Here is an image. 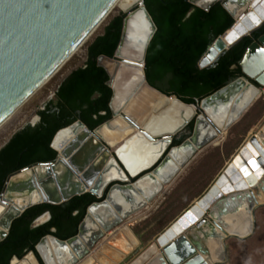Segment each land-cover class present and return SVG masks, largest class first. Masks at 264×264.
<instances>
[{"label": "water", "instance_id": "95a60500", "mask_svg": "<svg viewBox=\"0 0 264 264\" xmlns=\"http://www.w3.org/2000/svg\"><path fill=\"white\" fill-rule=\"evenodd\" d=\"M115 1L0 0V127L60 70L106 17ZM188 3L205 12L220 4L234 20L232 27L222 36L228 41V46L220 51L210 64L202 66V60L222 37L217 38L200 60V69L216 67L225 52L241 40L258 35L252 38L253 43L238 63L243 76L203 99L199 105H194L200 112L207 114V119L198 114L190 123L193 124L191 136L181 145L173 146L175 137L159 138L145 134L147 139L153 142L165 141L168 146L158 163L133 176L99 134L119 115V112L115 111V102L120 97L112 85V75L106 63L115 61L120 53L130 47L134 54H141L143 82L149 90L165 99L175 98L185 106H192L176 97L161 93L147 82V52L157 27L145 7V0H142L141 11L146 25L135 27L129 22L128 16L123 15L122 35L114 56H101L97 60L98 67L103 68L109 76L107 85L112 90L109 104L111 119L94 131H90L78 119L55 135L51 143V148L57 152L54 161L35 164L8 178L0 205L15 203L13 198L9 199L10 195H22L29 199L37 196L39 200L21 209H11L2 219L0 215V226L4 228L0 230V243L9 237L14 222L31 208L43 204L58 206L75 197L91 194L102 201L88 208L77 235L67 241L47 236L36 247L37 252L43 264H55V258L58 264H80L97 254L102 258L100 252L109 248L115 239L123 237L126 233L125 240L131 244L136 241L135 245L138 246L131 248L117 264L123 263L127 256L140 246V238L136 237L129 227H124V222L146 208L147 204H151L162 192L163 185H168L174 180L179 171L175 163L184 169L199 152L217 141L222 132L227 133L237 125L255 105V98L264 90V34L260 32L264 26V3L257 7L254 0H188ZM127 90L129 93L121 96L122 107L125 109L138 95L139 84H134ZM39 121L40 117L36 123L27 127L35 126ZM25 128L16 132L0 151ZM67 129L75 132V137L59 152L54 148V142L57 136ZM251 142L262 148L264 155V125L258 129L257 135L251 138ZM241 147L231 158L232 163L228 164L217 178L215 185L200 198L198 205L204 208V212L198 211L196 205L185 210L164 235L157 237V243L160 245L164 236L176 234L170 242H163L164 246H160L161 250L157 256L151 259L152 253L148 252L154 246L148 250L146 247L128 264H222L227 261L226 241L246 240L252 236L255 230V212L264 207V178L258 186L257 181L251 180L249 184L256 188L254 190L246 186L242 173L248 170V164L243 160V153L249 150ZM249 156L256 165L257 158L251 151ZM59 165L64 167L62 174L56 171ZM113 168L119 172L121 179L106 181L105 175ZM32 170L36 171L35 177L19 178ZM167 170H170L168 174ZM229 174L233 176L234 181L230 179ZM263 176L262 172L260 177ZM247 177H250V174H247ZM158 179L162 183L156 185L155 190L149 194L146 195L140 188L141 183H156ZM218 184L224 186L222 189L225 193L217 191L213 195ZM231 184L235 187L232 188ZM50 219L51 215L47 213L37 221L36 226H41ZM113 230L118 231L115 236L105 244L101 243L106 238L105 234Z\"/></svg>", "mask_w": 264, "mask_h": 264}, {"label": "trees", "instance_id": "16d2710c", "mask_svg": "<svg viewBox=\"0 0 264 264\" xmlns=\"http://www.w3.org/2000/svg\"><path fill=\"white\" fill-rule=\"evenodd\" d=\"M145 7L157 27L146 58L145 75L151 87L185 104L199 105L203 99L243 76L238 63L253 43L252 38L258 35L241 40L225 52L216 67H198L215 40L234 24L220 4L209 12L190 5L188 0H145ZM123 20L124 16L119 14L110 21L103 34L88 46L85 65L64 80L55 93V101L49 102L38 113L40 121L17 133L0 151V198L11 175L57 158L51 143L59 131L78 119L94 131L111 119L109 76L98 67L97 60L101 56H114L120 43ZM260 32L264 34V26ZM224 38L213 46V51L202 60V66H206V62L223 45ZM256 111L258 117H262L264 105L253 106L248 116ZM187 130L191 136L193 124ZM188 136L174 140L173 146L181 145ZM100 201L91 194H84L58 206L43 204L31 208L14 222L9 237L0 243V264H11L14 258L23 259L31 252L43 264L36 249L43 238L53 236L67 241L75 237L88 208ZM47 213L51 219L36 226Z\"/></svg>", "mask_w": 264, "mask_h": 264}, {"label": "bare ground", "instance_id": "6f19581e", "mask_svg": "<svg viewBox=\"0 0 264 264\" xmlns=\"http://www.w3.org/2000/svg\"><path fill=\"white\" fill-rule=\"evenodd\" d=\"M119 1L120 0H116L114 2L113 6L109 10L106 17L97 25V27L91 32V34L79 45V47L75 52H77L83 45H85L87 41L94 35V33L97 31L100 25L110 16V14L112 13L113 9L116 7ZM254 1L257 2L256 7L262 6V4L264 3V0H254ZM141 2L142 0H128L126 1V3L121 5L120 8L121 9L120 13L122 15H127L129 22L135 27L140 25L143 26L146 25V21L141 11ZM253 10L254 8L251 9V11ZM227 46H228V41L224 38L221 51ZM212 51L213 48L211 49L210 52ZM218 54L219 52L216 53V55H214V57L206 64L207 65L210 64ZM140 59H141V54H134V51H132V49L128 47L118 55L115 61H112L110 64L106 63V66L108 67L112 75V85L117 92V96L120 97L115 102V111H118L119 115L111 122L109 127H104L103 130L99 133L102 136V138L106 141V143L110 146L112 151L117 153L118 157L121 159V161L127 167L128 171L133 176L138 175L142 171H145L150 167H152L154 164L158 163L162 154L164 153V151L168 146L165 141L153 142L147 139L146 135L150 134L152 137H159V138L164 136L174 138L179 134H181L182 132H184L187 129L188 125L194 120V118L198 114L202 115L204 118L207 119V114L200 112L197 106L194 105L185 106L180 102H178L175 98L165 99L157 95L155 92L149 90L148 87L143 82V73H142ZM134 84H139V88H140L139 93L134 97V99L128 104V106L125 109L123 108L124 106L122 107L123 99L121 98V96L124 95L125 93L126 94L129 93L127 88L131 87ZM261 93L262 92H260V94L255 98V102L260 99ZM11 119L12 118H10L8 121H10ZM4 125H2L0 129L3 128ZM78 133L80 134L81 131H79ZM225 134L226 132H222V135L218 140L222 139ZM256 135L257 132L256 133L252 132L249 135L248 139H246L245 143L243 144V147L246 149V151L248 150L249 152L251 151L255 155L254 157L257 158L255 160L257 164L254 165L252 163L253 161L252 157L249 156V152L243 153V157H244L243 160L245 161L246 164H248V170L244 173L242 172L241 173L243 179L247 183L246 186L250 190L256 189L255 187L252 188L251 185L249 184L251 180L257 181L258 183L257 186H258L263 181L264 178V176L262 178L260 177V174L262 172L264 173V155L262 152V148H260L258 145L257 147L251 142V138L255 137ZM74 137H75V132L71 131L70 129L64 130L57 136L56 141L54 142V148L57 151L61 152L62 148ZM190 163H188L187 166ZM230 163H232V159L228 164ZM175 164L179 168V171L176 174L174 180H176L183 172V170L187 167L186 166L183 169L180 168L177 163ZM258 165L260 167H258ZM56 171L60 174L64 173L65 170L63 165H59ZM169 171L170 170H167L166 174H168ZM224 171L225 169L223 170V172ZM238 171H240V169H238ZM35 174L36 171L32 170L19 176V178L24 179L27 177L28 178L35 177L36 176ZM247 174L248 175L250 174V177H247ZM116 179H121V175L115 168H113L110 172H108L105 175L106 181H112ZM230 179L234 181L232 175L230 176ZM174 180H172L171 183H169L168 185H163V190L162 192L159 193L156 199L161 194H163L164 190L165 191L167 190V188L170 186V184L173 183ZM215 181L211 187L215 185ZM228 182L231 183L230 180H228ZM161 183L162 182L160 179H158L156 183L145 181L140 184V188H142L144 193L147 195L149 194V192L155 190L156 185H159ZM211 187L203 194V196L211 189ZM231 187L234 188L235 186L231 184ZM222 188H224L223 185L220 184L216 185L213 195L217 191H220L221 193H225ZM213 195L211 196L213 197ZM203 196L201 198H203ZM10 198H13L15 203L9 202L6 205L5 204L0 205V215H2L1 219L11 209L13 208L21 209V207H25V205L30 204L33 201L37 202L39 200V197L37 196H35L32 199H29L22 195H15V196L12 195V197L10 195L9 199ZM199 200L200 198L196 200V202L190 207L196 205L199 208L198 211L204 212V208L198 205ZM147 209H149V204H147L146 208H143L136 214H133L132 218ZM125 226L130 228L129 225H124V227ZM170 226L162 233V235L166 233V231L170 228ZM0 230H4V228L0 226ZM117 232L118 231L113 230L106 233L105 235L113 238ZM125 234L126 233L123 234V237H120L119 239H115L114 244L111 245L109 248L106 249L104 248L103 249L104 251L100 252L103 255L102 258L100 257L101 255L99 256L97 254L88 257L85 261L81 262L80 264H117L130 252L131 248L134 249L138 246V244L135 245L136 241H133L132 244L126 241L124 237ZM172 236L174 237L176 236V234L172 233L170 235L164 236L162 241L159 243L160 245H158L157 243V239L159 238L158 236V238H156L149 246H147V250L150 249L151 246H154L153 249H151L148 252V253H152L151 259L160 253L161 247L164 246L163 242L165 243L170 242ZM12 264H41V263L36 257V255L31 252L23 259L14 258ZM55 264H58L56 258H55Z\"/></svg>", "mask_w": 264, "mask_h": 264}, {"label": "rangeland", "instance_id": "374dc122", "mask_svg": "<svg viewBox=\"0 0 264 264\" xmlns=\"http://www.w3.org/2000/svg\"><path fill=\"white\" fill-rule=\"evenodd\" d=\"M126 1L128 0H120L118 2L107 21L100 25L87 43L75 52L60 70L0 129V149L16 132L38 121V113L49 102L55 101V93L58 86L73 71L85 65L88 46L98 36L103 34L104 29L111 20L121 14V5L126 3ZM221 48L222 46L215 51L208 61L216 53L220 52ZM259 103L264 105L263 91L261 98L255 105ZM257 114L258 111L250 116L247 113L222 139L214 141L205 147L183 170L180 176L170 184L167 190H164L163 194L149 204V209L124 222L123 225H129L133 234L140 238V246L132 254L128 255L121 264H128L162 234L185 210L193 205L196 200L203 196L223 172L231 158L248 139L249 135L252 132L256 133L264 125V114L262 117H258L259 115ZM188 135L189 131L186 129L176 136L174 140L184 139ZM110 239L112 238L106 236L101 243L104 242L105 244ZM226 249L227 261L222 264H264V207L258 208L255 212V230L252 236L246 240L230 239L226 241Z\"/></svg>", "mask_w": 264, "mask_h": 264}, {"label": "built area", "instance_id": "2783aa9c", "mask_svg": "<svg viewBox=\"0 0 264 264\" xmlns=\"http://www.w3.org/2000/svg\"><path fill=\"white\" fill-rule=\"evenodd\" d=\"M263 92H264V90H263Z\"/></svg>", "mask_w": 264, "mask_h": 264}]
</instances>
